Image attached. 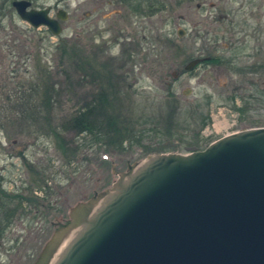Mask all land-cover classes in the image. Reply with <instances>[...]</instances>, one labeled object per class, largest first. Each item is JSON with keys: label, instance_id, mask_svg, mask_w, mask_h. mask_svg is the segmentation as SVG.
<instances>
[{"label": "rangeland", "instance_id": "rangeland-1", "mask_svg": "<svg viewBox=\"0 0 264 264\" xmlns=\"http://www.w3.org/2000/svg\"><path fill=\"white\" fill-rule=\"evenodd\" d=\"M13 1L0 0V189L14 197L0 204L7 202L8 211L20 205L26 215L0 237V264H18L10 248L28 228L32 258L21 264H33L54 233L53 222L69 219L72 207L110 188L118 178L114 170L126 171L129 162L188 154L264 126V0H207L201 9L202 0H151L161 9L146 14L124 6L81 9V0H30L37 9L69 3L59 36L24 21ZM66 41L79 44L96 68L124 77V118L134 117L141 134L122 149L88 134L60 130L56 138L28 116L48 115L45 107L53 106L48 118L60 125L99 91L83 72L70 71L61 48ZM211 57L221 60L203 62ZM48 86L49 104L42 102Z\"/></svg>", "mask_w": 264, "mask_h": 264}, {"label": "water", "instance_id": "water-1", "mask_svg": "<svg viewBox=\"0 0 264 264\" xmlns=\"http://www.w3.org/2000/svg\"><path fill=\"white\" fill-rule=\"evenodd\" d=\"M12 5L24 21L56 36L68 18L65 9L52 17L49 7L31 8L30 0ZM114 171L110 188L53 222L33 264H264V126L188 154H150Z\"/></svg>", "mask_w": 264, "mask_h": 264}, {"label": "trees", "instance_id": "trees-1", "mask_svg": "<svg viewBox=\"0 0 264 264\" xmlns=\"http://www.w3.org/2000/svg\"><path fill=\"white\" fill-rule=\"evenodd\" d=\"M61 48L64 58L68 60L69 67L71 68L70 71L73 69L77 72H83L84 75L89 78L90 82L98 85L99 91L93 95L90 101L78 109L76 114L71 115L67 121L60 125L50 120L53 116H49V112L55 110L53 106L45 107L46 111H48V115L43 116L42 114H38V110H36L34 113L30 112L28 116H31V118L33 117L35 120H39V123L48 127L47 134L54 135L56 138H61L60 130L64 132L70 131L77 134H88L94 139L105 142L109 146L122 149L126 141H130L137 136V134H141L140 130H137L138 123H135L136 121L133 120L134 117L130 119L124 118L127 114V107H125L124 104L125 99L122 96V91L119 89L120 80L124 77L121 78V76H117L107 68H96L94 66L96 62L88 58L86 59V56L84 57L82 55L79 44L77 43L70 44L66 41L61 43ZM206 62H219V60L212 59ZM52 96L53 91H51V87H46L44 90V101L42 102H47V104H49ZM170 109L172 111L169 117L175 113L176 107L172 106ZM48 116L50 118H48ZM24 117H26V115H24ZM170 122L171 119L169 120V123ZM205 125L206 121H202L201 127ZM169 128H171L170 125ZM147 153L150 154L152 151L149 150ZM38 181L39 183L43 181L42 177L39 178ZM0 192L2 194L0 195V199H11L14 197L13 195L5 194L4 189H0ZM15 196L18 198L21 197L20 195ZM1 206L2 208H7V202ZM11 212H13V210H0V229L2 231H5L7 224L11 222Z\"/></svg>", "mask_w": 264, "mask_h": 264}, {"label": "flooded vegetation", "instance_id": "flooded-vegetation-1", "mask_svg": "<svg viewBox=\"0 0 264 264\" xmlns=\"http://www.w3.org/2000/svg\"><path fill=\"white\" fill-rule=\"evenodd\" d=\"M62 1H65V0H60L59 3H61ZM158 2H159V0H158ZM206 2H207V0H202L200 3L197 4V7L199 9L203 8L204 4ZM59 3H57L55 6H52V5L48 6L49 9H51V12H52V9H66L67 8L66 6H69V3H67V4H64L62 7H59L58 6ZM106 5H109L114 9H118V7L123 8V6H124L127 9H134L135 11H141L142 14L148 13L147 9H153V10L161 9V7H159V5H156L154 2L152 3L151 0H81V1H79V4L77 7L81 8V9H85L84 7H92V9L97 10V9H104V7ZM31 7H32V5H31ZM57 12H58V10H57ZM57 12L55 13V16H56ZM87 15L89 17H91L90 12L87 13ZM178 31H179V29H178ZM185 33H186V31L184 32V35H185ZM212 59L221 60L219 57H215V58L211 57L209 59L206 58L203 62L210 61ZM192 70H190V71H192ZM21 203L23 204V202H21ZM0 206H1V204H0ZM2 209H4V208H2V206H1L0 210H2ZM11 210H13V212H11L12 213L11 222H9L7 224L5 231L7 230L8 227L11 228V226L13 225V221H15V220H17L20 224L25 223L24 218H25L26 213L23 212L25 209H23V211H22L21 206L19 205L18 207H15ZM5 231H2L0 229V236H3ZM32 231L33 230L28 228V230H27L28 238L31 237ZM27 236L25 235L24 237H22V239H20L21 235H18V238L16 239V241H14V246H12L10 248V250L16 249V253L14 256L17 257L18 264H21V258L24 261L27 260L26 263H28V262L30 263L31 258H32V256L30 255V248H32V246H31L32 241H27Z\"/></svg>", "mask_w": 264, "mask_h": 264}, {"label": "bare ground", "instance_id": "bare-ground-1", "mask_svg": "<svg viewBox=\"0 0 264 264\" xmlns=\"http://www.w3.org/2000/svg\"><path fill=\"white\" fill-rule=\"evenodd\" d=\"M74 236V232L70 233L68 235V237L63 241V243L60 245V247L58 248L57 252L54 255V258L52 260V263L57 259L58 255L60 254V252L62 251V249L66 246V244L69 242V240Z\"/></svg>", "mask_w": 264, "mask_h": 264}]
</instances>
